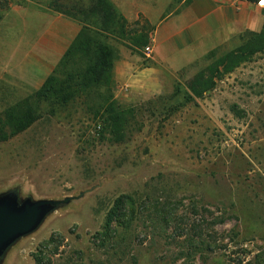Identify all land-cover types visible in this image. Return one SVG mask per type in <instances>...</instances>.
Here are the masks:
<instances>
[{
	"label": "rangeland",
	"instance_id": "374dc122",
	"mask_svg": "<svg viewBox=\"0 0 264 264\" xmlns=\"http://www.w3.org/2000/svg\"><path fill=\"white\" fill-rule=\"evenodd\" d=\"M120 1L129 28L150 36L182 0ZM80 2L0 0V113L36 90L12 69L39 28ZM253 41L241 34L167 72L148 95L113 82L126 122L120 142L100 129L108 90L65 106L43 103L30 129L0 141V197L62 203L13 241L0 264H36L53 235L64 239L52 264H264V47ZM108 42L117 59L131 51ZM145 49L131 53L146 65ZM211 81L202 96L192 91ZM118 200L122 216L106 235Z\"/></svg>",
	"mask_w": 264,
	"mask_h": 264
},
{
	"label": "crops",
	"instance_id": "0c3cea01",
	"mask_svg": "<svg viewBox=\"0 0 264 264\" xmlns=\"http://www.w3.org/2000/svg\"><path fill=\"white\" fill-rule=\"evenodd\" d=\"M128 19L131 18L111 0ZM121 2V1H120ZM264 29V7L247 0H182L178 9L157 23L150 34L152 53L144 63L138 54L123 51L115 61L113 82L148 95L163 87L164 76L175 73L244 33ZM79 22L56 15L40 28L32 47L12 69L19 81L33 89L43 86L79 35ZM161 90V89H158Z\"/></svg>",
	"mask_w": 264,
	"mask_h": 264
},
{
	"label": "trees",
	"instance_id": "16d2710c",
	"mask_svg": "<svg viewBox=\"0 0 264 264\" xmlns=\"http://www.w3.org/2000/svg\"><path fill=\"white\" fill-rule=\"evenodd\" d=\"M247 1L256 3L258 0ZM62 14L79 22L82 30L43 86L0 113V141H8L30 129L40 120L44 111L41 110L43 103L65 106L81 93H90L93 89L99 88H104L109 93V96L101 99L100 113L103 112L101 125L104 127L100 126V129H108L114 142L123 140L126 124L124 112L120 110L121 107L110 93L117 55L108 40L115 42L122 40L131 51L140 53L150 43L149 33L145 27L140 33L136 28L130 29L128 20L111 0H86V3L80 2L73 6L72 10L64 11ZM246 34L252 35L254 39L251 45L260 44L264 47V29L260 33ZM202 76L204 75L198 77L196 84L203 81ZM214 85L213 81L210 84L202 82L201 90L192 86V91L196 96H202L203 92L210 90ZM51 112L55 113V110ZM121 203L118 200L108 215L106 235L112 230L113 224L120 221ZM163 217L167 219L168 215L165 214ZM103 235L105 234H99V237ZM63 239L62 236L59 238L53 235L42 244L33 255L35 263L52 264V257L57 255L59 247L63 245ZM50 246H54L53 254L47 252Z\"/></svg>",
	"mask_w": 264,
	"mask_h": 264
},
{
	"label": "water",
	"instance_id": "95a60500",
	"mask_svg": "<svg viewBox=\"0 0 264 264\" xmlns=\"http://www.w3.org/2000/svg\"><path fill=\"white\" fill-rule=\"evenodd\" d=\"M14 193L0 197V256L16 239L34 231L47 213L62 202H27L19 206Z\"/></svg>",
	"mask_w": 264,
	"mask_h": 264
},
{
	"label": "built area",
	"instance_id": "2783aa9c",
	"mask_svg": "<svg viewBox=\"0 0 264 264\" xmlns=\"http://www.w3.org/2000/svg\"><path fill=\"white\" fill-rule=\"evenodd\" d=\"M256 3L258 6L264 7V0H258ZM145 50H146V55L149 57V55L152 53L151 45H148ZM125 90L127 91V89Z\"/></svg>",
	"mask_w": 264,
	"mask_h": 264
}]
</instances>
